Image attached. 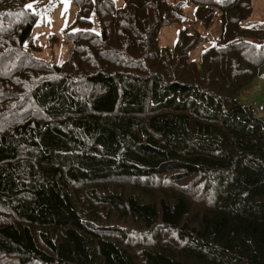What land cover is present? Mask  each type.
Here are the masks:
<instances>
[{
	"label": "trees",
	"instance_id": "obj_1",
	"mask_svg": "<svg viewBox=\"0 0 264 264\" xmlns=\"http://www.w3.org/2000/svg\"><path fill=\"white\" fill-rule=\"evenodd\" d=\"M34 1L0 0V264H264L253 0H73L61 66L35 55ZM190 3L221 23L200 62L208 37L159 39Z\"/></svg>",
	"mask_w": 264,
	"mask_h": 264
},
{
	"label": "rangeland",
	"instance_id": "obj_2",
	"mask_svg": "<svg viewBox=\"0 0 264 264\" xmlns=\"http://www.w3.org/2000/svg\"><path fill=\"white\" fill-rule=\"evenodd\" d=\"M30 5L32 6L30 9L38 15L31 36V40L39 47L35 55L53 65L61 66L68 58L73 46L72 41L66 38V33L71 29L70 26L75 17L76 5L74 1L35 0ZM194 11L195 6L190 3L184 11L186 22L184 24L174 23L163 26L160 29L159 39L162 46L173 48L179 41V31L185 27L190 32L195 31L208 37L209 40L200 42L191 53L192 60L200 62L201 53L214 46L215 39L220 36L221 23L218 15L212 26L206 28L201 22H195ZM92 21L94 22V28H98L95 14L92 16ZM242 28H264V0H253L252 16L242 23ZM240 99L253 105L264 119L263 79H256L251 87L242 93ZM122 185L121 183H114L113 188L118 192L124 189L128 191L131 188L129 185H123V187Z\"/></svg>",
	"mask_w": 264,
	"mask_h": 264
},
{
	"label": "snow or ice",
	"instance_id": "obj_3",
	"mask_svg": "<svg viewBox=\"0 0 264 264\" xmlns=\"http://www.w3.org/2000/svg\"><path fill=\"white\" fill-rule=\"evenodd\" d=\"M29 8H31L32 6L31 5H28Z\"/></svg>",
	"mask_w": 264,
	"mask_h": 264
},
{
	"label": "water",
	"instance_id": "obj_4",
	"mask_svg": "<svg viewBox=\"0 0 264 264\" xmlns=\"http://www.w3.org/2000/svg\"><path fill=\"white\" fill-rule=\"evenodd\" d=\"M104 36V38H105V35H103Z\"/></svg>",
	"mask_w": 264,
	"mask_h": 264
}]
</instances>
